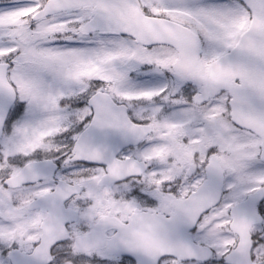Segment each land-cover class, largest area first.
I'll use <instances>...</instances> for the list:
<instances>
[{
  "label": "snow or ice",
  "instance_id": "obj_1",
  "mask_svg": "<svg viewBox=\"0 0 264 264\" xmlns=\"http://www.w3.org/2000/svg\"><path fill=\"white\" fill-rule=\"evenodd\" d=\"M0 264H264V0H0Z\"/></svg>",
  "mask_w": 264,
  "mask_h": 264
}]
</instances>
